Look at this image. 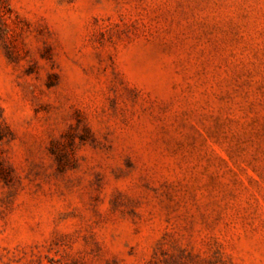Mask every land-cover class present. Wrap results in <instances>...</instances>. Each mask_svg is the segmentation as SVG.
Wrapping results in <instances>:
<instances>
[{
    "label": "rangeland",
    "instance_id": "rangeland-1",
    "mask_svg": "<svg viewBox=\"0 0 264 264\" xmlns=\"http://www.w3.org/2000/svg\"><path fill=\"white\" fill-rule=\"evenodd\" d=\"M0 264H264V0H0Z\"/></svg>",
    "mask_w": 264,
    "mask_h": 264
}]
</instances>
